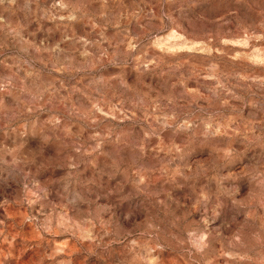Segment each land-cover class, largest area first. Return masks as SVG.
Segmentation results:
<instances>
[{"label":"clouds","instance_id":"9594fccd","mask_svg":"<svg viewBox=\"0 0 264 264\" xmlns=\"http://www.w3.org/2000/svg\"><path fill=\"white\" fill-rule=\"evenodd\" d=\"M201 2L0 0V264H264V0Z\"/></svg>","mask_w":264,"mask_h":264},{"label":"rangeland","instance_id":"374dc122","mask_svg":"<svg viewBox=\"0 0 264 264\" xmlns=\"http://www.w3.org/2000/svg\"><path fill=\"white\" fill-rule=\"evenodd\" d=\"M231 5L228 0H202L198 7L191 10L190 15L193 17V26L189 31H197L201 28L214 29L216 22L224 16ZM169 40H174L175 37H169ZM198 43V42H197ZM8 210L0 208V214L7 213ZM8 218H11L10 213ZM59 244V241H57Z\"/></svg>","mask_w":264,"mask_h":264}]
</instances>
